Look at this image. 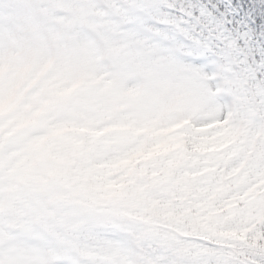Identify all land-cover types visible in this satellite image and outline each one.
<instances>
[{
  "label": "snow or ice",
  "instance_id": "obj_1",
  "mask_svg": "<svg viewBox=\"0 0 264 264\" xmlns=\"http://www.w3.org/2000/svg\"><path fill=\"white\" fill-rule=\"evenodd\" d=\"M97 6L0 0V264H94L77 251L124 244L125 229L144 248L137 264H215L193 245L249 217L264 247V103L249 112L235 83L243 71L264 88V0L192 5L200 43L180 59L197 69L195 86L150 41L118 39L89 16ZM227 40L235 62L223 67ZM72 171L150 215L126 222L67 197Z\"/></svg>",
  "mask_w": 264,
  "mask_h": 264
},
{
  "label": "rangeland",
  "instance_id": "obj_2",
  "mask_svg": "<svg viewBox=\"0 0 264 264\" xmlns=\"http://www.w3.org/2000/svg\"><path fill=\"white\" fill-rule=\"evenodd\" d=\"M161 1L163 0H126L122 1L123 9L115 11V4H110L107 0H96V3H104L107 11L99 10L98 7L91 8L88 10V15L104 19L118 39L132 36L140 42L150 41L151 50L159 52L160 59L171 66L170 75L188 82L190 86H195L194 78L199 75L197 69L180 57L192 54L193 47L189 44L200 43L199 37L191 34L177 18L172 22H159L158 15L151 13ZM43 14L47 13L43 10ZM233 47L232 41L227 40L224 56L229 59L223 67L235 62L231 52ZM235 83L242 93V100L258 98L256 101L251 100V103L246 106L249 112H253L261 103H264L261 86L257 82L251 83L247 73L241 71ZM255 103L257 107L254 106ZM76 177L75 171L74 174L70 172L65 180L67 197L87 200L89 201L87 206L95 207L101 214H110L126 222H137L138 219H142L139 215H145L143 218L148 217L147 210L142 208L144 204L138 199L130 197L121 203H113L106 192L115 191V189L106 190L103 187L85 186ZM125 231L128 233L126 243L111 241L85 246L77 251L78 257L94 264H105L113 259H118L119 264H137V261L143 257L144 249L140 246V239H135L128 229ZM148 247L150 248V244Z\"/></svg>",
  "mask_w": 264,
  "mask_h": 264
},
{
  "label": "trees",
  "instance_id": "obj_3",
  "mask_svg": "<svg viewBox=\"0 0 264 264\" xmlns=\"http://www.w3.org/2000/svg\"><path fill=\"white\" fill-rule=\"evenodd\" d=\"M253 229L254 225H247L238 232H229L214 240L212 246L197 244L193 245V248L197 253L205 254L206 252L211 255L214 261L220 254L222 257L238 260L236 264H260L259 257L264 254V247L255 244L256 233ZM188 232H184L183 235ZM205 247L209 248L210 252Z\"/></svg>",
  "mask_w": 264,
  "mask_h": 264
}]
</instances>
